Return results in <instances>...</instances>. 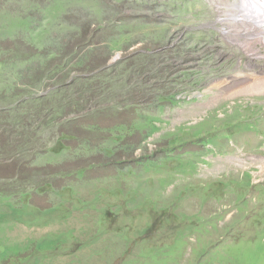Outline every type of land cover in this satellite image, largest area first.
<instances>
[{"label":"rangeland","instance_id":"obj_1","mask_svg":"<svg viewBox=\"0 0 264 264\" xmlns=\"http://www.w3.org/2000/svg\"><path fill=\"white\" fill-rule=\"evenodd\" d=\"M169 1L175 3L51 0L27 12L28 3L0 0V48L22 40L34 56L40 55L34 59L41 64L50 55H66V62L75 59V50L87 37L100 44L108 34L107 23L114 27L119 20L143 19L133 37L144 39L107 62L127 61L132 65L130 79H144L155 71L157 78L170 84L158 95L176 92L181 100L165 104L160 112L162 104L156 102L152 88L136 93L129 84L114 91L110 103H84L100 111L103 127L159 117L162 128L148 138L147 133H135L123 143L111 137L103 144L102 135H92L88 145L85 138L90 133L82 125L90 119H77V108L65 114L68 122L58 131H42L39 150L61 142L70 151L41 155L36 169L28 172L38 175L34 183L40 185L47 183L43 172L48 173L51 193L32 192L31 205L16 209L10 205L15 199L0 195V264H257L261 258L264 93L238 90L251 82L250 75L264 74V43L233 17L239 0ZM4 7L20 13L1 11ZM67 16L69 22L59 19ZM47 49L53 53L46 55ZM103 56L99 51L93 57L92 69L106 62ZM146 56L167 62L160 61L159 66L157 61L153 69L149 63L143 67L139 58ZM177 66L185 73L194 72L191 78L178 75L181 82L171 83L169 75L175 72L169 68ZM135 69L137 75L131 72ZM3 77V85H9ZM115 102L120 107L112 112L109 105ZM62 133L73 139H60ZM207 141L211 143L206 145ZM126 144L130 148L123 149ZM93 145L107 150L77 153ZM4 172L6 166L0 168ZM246 172L253 176L252 185L241 190L249 177ZM220 182L233 186L226 189ZM243 191L246 197L238 200ZM164 208L165 214L160 212ZM157 214V223L144 232Z\"/></svg>","mask_w":264,"mask_h":264},{"label":"trees","instance_id":"obj_2","mask_svg":"<svg viewBox=\"0 0 264 264\" xmlns=\"http://www.w3.org/2000/svg\"><path fill=\"white\" fill-rule=\"evenodd\" d=\"M17 1L28 3L30 7L27 9L28 12L34 11L37 5L41 8L44 4H49L51 0ZM159 2L161 4L163 3V5H167L168 2L175 3L169 0H159ZM16 13H20V10L16 9ZM67 14H69V11L66 10V15ZM59 19L61 22L66 23L69 22L71 17H60ZM137 19L138 18L134 16L133 19L130 18L127 21L119 20L113 23L115 24L114 27H111V23H107L106 25H108V27L106 29L108 30V34L103 41L97 44L93 43L91 38H85L78 45L79 49L75 50L78 56L69 62H66L64 59L66 55L51 56L50 54L53 52L50 53L51 49H47L44 50V52L46 55H50V57H43L42 60L44 62L41 64L40 59H38V61L34 59L40 55L34 56L28 44L22 40L11 41L12 45H9L8 48L4 50L0 48V57L5 52H8L5 60L0 61V75L7 76V80H9L6 82L9 85H3L4 77L0 79V168L5 166L7 168L6 173H0V195H6L8 198L15 199L14 203H10L12 208L15 207L16 209L18 208L17 206L31 205L30 200L33 193L37 195L49 194L54 190L53 185L49 181H53L52 177L48 173L43 172V174L48 175L47 178H49L47 183L42 185L39 184L40 182L34 183L38 175H31L29 173H31L32 169H36V161L39 156L49 152L62 153L66 149L70 151L68 148H65L61 142H58V145L53 148L44 145V150L41 151L38 149L40 143L43 141L42 131H56V129L58 131L61 126L68 122L65 116L68 111L77 108V119H83L86 116L90 119L82 125V127L85 126L86 130L90 133L88 138H85V142H87L88 145H91L92 135H102L104 137L103 144L111 137H114L117 141L115 142L119 144L126 141L127 138L135 133H139L140 135L147 133V138L152 136L162 128L161 119L159 117L148 116L143 118L144 121L141 122L133 121L131 124L103 127L99 124L98 120L100 111H97L96 108H86L84 105L85 102H93L101 106L102 102L110 103L113 92L116 90H123L121 88L122 86L124 88H129V84H132L130 90L136 93L137 91L142 92L143 89L152 88L151 90L156 92V97L158 98L156 102L162 104L159 105L160 112L164 110L165 104L175 105L181 102V100L177 98L178 95L176 92L168 95H158L162 90H166L170 84L165 81L164 78L162 80L157 78L155 71L150 77L144 79H130L129 70L132 65H128L127 61L119 60L114 64L107 62L108 59L110 61L113 54L127 50L128 45H131V43L135 41L138 42L140 37H144H133V34L138 31L139 26L145 23L143 19ZM57 21H54L52 24H55ZM125 22H127L126 28L122 26ZM70 25L72 26L73 24ZM143 39L141 41H143ZM99 51L104 55L103 57H107L106 62L98 64L92 69L89 63L93 62V57H96ZM178 51L181 52V49H178ZM40 52L39 50V53ZM127 58L131 59V56ZM52 59H58L59 63H51L50 61ZM139 61H144L143 67L149 63L150 66H153L152 69L155 68L157 61L167 62L166 59H159L156 57L149 58V56L145 58L141 57ZM49 64L55 65L50 66ZM67 65L71 67V70L68 72ZM75 71L77 75L73 74ZM89 71L91 72L89 73ZM169 71L170 73L175 72L174 76L169 75L170 79L173 78L171 83L174 84L181 82L180 77H177L178 75H181L185 79L191 78V74L194 73L188 71L185 73L179 70L178 66L176 68H169ZM131 72L133 75L138 74L137 69ZM159 73L161 74V72ZM68 80H71V82H68ZM76 84L77 88H73V85ZM114 85L115 88L113 87ZM99 86H103L101 91L99 90ZM43 90L45 91L43 92ZM119 107L120 102H115L113 106L109 105V109L112 112H116ZM132 110L135 112L134 108H132ZM34 125H36V127H34ZM78 126H80V124ZM61 138L73 139L72 136L65 135L64 133L61 134L60 139ZM204 139H206V137ZM210 143V141H207L206 145ZM130 145L131 144H126L122 148L128 149ZM90 149L91 150L86 149L83 151L80 148L77 153L91 151L103 152V150H107V147L102 145L96 148L95 145H93ZM111 152V155L115 153L113 150H111ZM139 159L140 158L135 159L133 162H137ZM247 174L249 175V180L247 179V181H245L247 184L243 186L241 190L250 189V185H252L250 179L253 176L251 172ZM226 184L227 183L220 182V185L226 189L233 186ZM27 185H30V187L28 188ZM210 187L215 193L218 191L213 188V186L210 185ZM239 194L240 198H238V200L246 197H243L245 195L244 191ZM238 196L239 195H237V197ZM243 203H247V200H244ZM167 211L168 209L164 208L160 212L165 214ZM159 217L160 215L157 214V217L148 223L144 232L150 231L153 222L157 223V218ZM158 221L160 222V219H158ZM261 241L264 242V238ZM259 248L258 250L261 258L256 260L257 264H260V262L264 260V249H261V247Z\"/></svg>","mask_w":264,"mask_h":264},{"label":"bare ground","instance_id":"obj_3","mask_svg":"<svg viewBox=\"0 0 264 264\" xmlns=\"http://www.w3.org/2000/svg\"><path fill=\"white\" fill-rule=\"evenodd\" d=\"M237 12L233 15L243 23L245 31H252V36L259 37L264 43V0H239ZM252 80L244 87L240 86L239 94L264 93V74H252Z\"/></svg>","mask_w":264,"mask_h":264},{"label":"clouds","instance_id":"obj_4","mask_svg":"<svg viewBox=\"0 0 264 264\" xmlns=\"http://www.w3.org/2000/svg\"><path fill=\"white\" fill-rule=\"evenodd\" d=\"M11 7H12V6H11ZM11 7H4V9L1 10V11H5V12H7V13L16 12V11H11V10H10ZM14 7H15V6H14Z\"/></svg>","mask_w":264,"mask_h":264}]
</instances>
